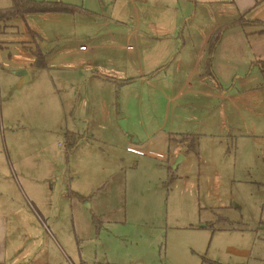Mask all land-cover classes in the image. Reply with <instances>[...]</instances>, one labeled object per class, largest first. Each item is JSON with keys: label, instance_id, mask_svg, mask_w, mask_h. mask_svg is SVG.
Masks as SVG:
<instances>
[{"label": "rangeland", "instance_id": "374dc122", "mask_svg": "<svg viewBox=\"0 0 264 264\" xmlns=\"http://www.w3.org/2000/svg\"><path fill=\"white\" fill-rule=\"evenodd\" d=\"M76 1L107 18L32 13L0 28V170H59L85 192L26 245L13 233L10 264H264V71L250 28L223 31L220 2ZM22 68L33 79L19 84Z\"/></svg>", "mask_w": 264, "mask_h": 264}, {"label": "crops", "instance_id": "0c3cea01", "mask_svg": "<svg viewBox=\"0 0 264 264\" xmlns=\"http://www.w3.org/2000/svg\"><path fill=\"white\" fill-rule=\"evenodd\" d=\"M50 1H55V0H50ZM63 1L75 6V8L69 11L73 14L74 13L78 14L79 12H81L86 15H91V16L94 15V17L97 18L101 17V21L98 20L95 21L96 24L102 22V20H105L107 18L105 14H102L101 11H97L96 7L94 6L78 4L79 2L76 0H62V2ZM117 1L118 0H114V3L112 4V9H114L115 6L117 5L118 3ZM124 1H126L128 4H133L135 6V2L137 0H124ZM139 1H143V0H139ZM204 1H208L210 3L220 2L230 10V11L226 10L227 12L224 13V15H227L228 17L227 21L219 25L220 28L223 27L224 29L223 31L237 28L236 26L237 22L239 23V25L244 26L247 29L250 28V36L253 38L250 40L252 45V52L254 56L260 58L258 64L259 67L264 71V0H204ZM1 8H6V7H1ZM57 13L60 12H48V13H39V14L48 16V14H57ZM27 15L29 14H26L25 16ZM23 18L26 19V17ZM253 20L255 21L258 20L261 23H255L253 22ZM177 32L178 30H174L172 36H174ZM182 32H184V30ZM211 34L212 31L210 32L209 29L203 30L201 34L202 40L205 39L207 42L210 41ZM96 37L97 36L93 37L91 40L95 39ZM136 37L137 40L140 39L139 36ZM130 39H131L130 35H128L127 41H129ZM34 42L38 46L36 39H34ZM218 43H216L215 45L217 46ZM126 48L129 50L135 49V47H133V45L131 44H127ZM80 49L81 51H87V48H83L82 44L80 45ZM107 61L110 63V66L105 69L107 70V72L115 71L116 72L114 73L115 75L121 73L120 70L113 69V65H114L113 62L115 60L108 59ZM107 72L104 71L103 69L102 70L96 69L95 72H91V75L94 76L95 79L97 78L99 80L109 81V82L115 81L117 84H125L131 81V78L129 77L122 79L121 77H117L113 75V72L111 73H107ZM142 75H144L142 76V79L143 78L149 79L145 75V73H142ZM28 76L29 79L27 81L33 79L31 74L30 75L28 74ZM199 77H203V73L200 74ZM183 135L194 137V135L192 134H183ZM169 138L174 139L175 137L171 135L169 136ZM132 141H133L132 138L130 141L128 139L126 140V143H128V146L126 147L127 151L136 153L138 152V150H141L131 145L130 143H132ZM144 152L146 154L150 153L152 155L165 154L162 151L158 152L150 148H146ZM65 179H67L65 173L63 172L60 173L59 170L50 169V168H48L47 170H41L39 168V170L36 171V170H26L23 168L16 169L14 166H11L9 169H6V171L0 170V264H10L14 253H16L15 249H13L12 246L10 247L11 250L8 249L10 236H14V234H16L17 236L20 234L19 233L20 230H22L21 233H24L25 236L24 245H26L30 238H33L38 232H41V228H42L41 223L43 224V228L44 225L48 226L42 222L44 221V217H43L44 215L48 217L50 220H52V222L54 223L58 218L57 216L61 212L60 207L62 206V202L64 203L65 200H68L69 198L74 197L77 194L83 195L85 193L83 192L84 190H82L80 187L73 185L71 183L72 181H68L67 183H65ZM98 188L99 185L96 184V189ZM54 197L56 198V201H58L59 203H58L57 211L55 210L54 213H52L53 208L50 209L49 205L51 204L53 205V202H50V200H52ZM82 198L84 201L85 200L87 201V198L85 196H82ZM89 199H90V207H93L94 201L92 200V197L89 196ZM72 206H73V202H72ZM94 207L96 211L100 209L98 208V205H94ZM71 212L72 213L74 212L72 207H71ZM32 228H33V232H32ZM46 228L50 230L49 226ZM46 228H44V231H46ZM54 241L57 247L60 248L61 251L63 252L64 250L63 248H61L59 241L57 240L56 237ZM239 253L240 255L237 256V258L239 259L250 257L252 254L249 248H244ZM69 263L88 264L83 260L82 261L80 260L79 262H75L71 260V262Z\"/></svg>", "mask_w": 264, "mask_h": 264}, {"label": "trees", "instance_id": "16d2710c", "mask_svg": "<svg viewBox=\"0 0 264 264\" xmlns=\"http://www.w3.org/2000/svg\"><path fill=\"white\" fill-rule=\"evenodd\" d=\"M12 5L10 7L0 9V28L2 26H11L15 27V19L18 16H25L26 14L32 13H48V12H69L75 6L62 2L61 0H11ZM241 22V21H240ZM255 23H261L258 20H253ZM38 52V50L36 51ZM35 52V53H36ZM44 56L41 54L38 55L37 61L39 63L43 62ZM195 145L191 143L188 145L187 150L191 148L194 149ZM76 264H85V263H76Z\"/></svg>", "mask_w": 264, "mask_h": 264}, {"label": "water", "instance_id": "95a60500", "mask_svg": "<svg viewBox=\"0 0 264 264\" xmlns=\"http://www.w3.org/2000/svg\"><path fill=\"white\" fill-rule=\"evenodd\" d=\"M17 75L20 76V81H19V84H22L23 82L27 81L29 79V76H28V72L25 68H22V69H19L18 72H17ZM121 122V125L123 127H126V122L124 120H120ZM183 159V157L179 156L177 159H176V164H178L181 160Z\"/></svg>", "mask_w": 264, "mask_h": 264}, {"label": "built area", "instance_id": "2783aa9c", "mask_svg": "<svg viewBox=\"0 0 264 264\" xmlns=\"http://www.w3.org/2000/svg\"><path fill=\"white\" fill-rule=\"evenodd\" d=\"M85 46H83V48H84Z\"/></svg>", "mask_w": 264, "mask_h": 264}]
</instances>
